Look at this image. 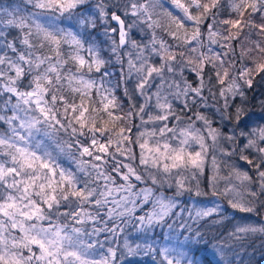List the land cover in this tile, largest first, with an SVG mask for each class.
<instances>
[{"label":"clouds","instance_id":"clouds-1","mask_svg":"<svg viewBox=\"0 0 264 264\" xmlns=\"http://www.w3.org/2000/svg\"><path fill=\"white\" fill-rule=\"evenodd\" d=\"M116 14L122 28L111 19ZM13 16L24 18L23 29L9 25ZM237 21L239 28H233ZM0 29V36L17 34V55L6 49L11 59L3 60L0 71V96L11 100L9 110L0 112L5 126L0 129V184L17 203L43 201L41 186L59 182L60 173L77 187L88 181L104 191L99 170L118 188L123 183L118 170L130 176L132 193L152 189L140 215L158 212L161 200L170 205L151 225L114 219L118 230L112 231L106 216L83 225L57 216L71 203L58 189L59 203L44 206L45 218L27 222L37 239L54 240L53 229L62 231L64 239L52 249H59L54 264H134L130 258L137 257L139 264H264V0H181L179 7L173 0H82L79 11L71 12L45 0H12L0 5ZM45 33L57 37L58 48ZM72 37L78 45L69 43ZM4 42L0 39V46ZM17 69L23 77H17ZM11 88L17 93L9 95ZM109 99L112 116L103 110ZM81 102L89 109L86 128L76 119ZM73 103L75 114L69 108ZM93 126L108 130L92 131ZM93 142L96 148L108 145L100 161L94 158L96 149L82 152ZM157 148L169 156L180 152L183 163L172 167ZM21 153L34 167H22ZM197 153L200 162L194 166L189 157ZM25 184L35 186L25 193ZM4 219L0 264H38L30 258L39 252L21 247L19 226ZM72 227L80 231L73 233ZM245 227L255 230L239 231ZM125 240L133 247L149 245L153 252L127 256Z\"/></svg>","mask_w":264,"mask_h":264},{"label":"snow or ice","instance_id":"snow-or-ice-1","mask_svg":"<svg viewBox=\"0 0 264 264\" xmlns=\"http://www.w3.org/2000/svg\"><path fill=\"white\" fill-rule=\"evenodd\" d=\"M47 4L50 6L54 5L58 10L60 11H67L71 12L73 9L76 11H79L80 6H82V0H45ZM174 4L176 6L181 5V0H173ZM39 7H44V3H40L38 5ZM100 14H104V10L100 9ZM11 15V14H10ZM192 19V17H189ZM111 19L113 21H118L121 25V28L123 27V21L120 20V17L118 14L112 15ZM9 25L13 28H24V18L21 16L19 19H17L15 16L11 20H9ZM240 23L239 21L234 22L232 27L233 28H239ZM115 28V25H114ZM0 32H3V29H0ZM12 36L13 39L11 41H8L7 37ZM125 33L121 30L120 31V41L121 43L124 42ZM17 38V34L15 32H8L5 33L3 36H0V39H3L5 42L2 46H0V71H2V63L5 59H11V56L17 55V48L18 45H16L15 41ZM44 39L48 41L52 45H56L57 48L60 45V41L57 39V37L52 33H45ZM25 43L29 44V40L27 37H25ZM72 45H78V41L75 39V37H72V39L69 41ZM30 46V44H29ZM6 49L11 50V56L8 55V53L5 51ZM91 52L92 50L89 49ZM21 60L24 58L21 56ZM75 59L79 60L80 63H83V61L77 56ZM261 70L264 71V66H261ZM17 77H23V73L21 70L17 69L16 72ZM26 82V77L24 78ZM21 88L24 87L23 84L20 86ZM31 87V85L29 86ZM12 93H17L16 88H11L9 95ZM20 95H24V93H19ZM29 96L35 95V92H28ZM12 99H15V96H12ZM55 99V98H53ZM11 104V100H9L5 96H0V112H5L9 110V106ZM114 102L109 99L107 103L103 105V110L105 113H107L109 116H112V113L109 112V109L113 107ZM80 112L79 115L76 116L77 121L80 122L79 126L81 128L88 127L85 116L88 113L89 109L84 107L83 102L79 105ZM70 110L72 113H76L77 105L70 104L69 105ZM11 111H16L15 107L11 108ZM42 115L47 118L48 114L44 109H41ZM9 120H11V117H8ZM113 119H116V117H113ZM5 126L4 124H0V129H3ZM92 131H99L104 132L107 131V127L103 126L101 128H96L93 126L91 129ZM124 129L121 128L120 134L123 135ZM2 135V133H0ZM150 135V134H149ZM87 142H85V145ZM146 147L145 144H141V148ZM165 148H167V145H165ZM92 149H96L95 159L97 161H100L102 159V155L108 151V145L101 143L98 148H96L95 142H93L91 148L88 146H84L82 148V152L84 154H91ZM156 151L159 153L160 158L164 160H171L173 161L172 167L176 166V162L183 163L184 157L180 152H175L174 155L169 156L167 151L161 152L159 148L156 149ZM149 152H151V149H149ZM21 159L23 161L22 167L32 168L34 167V164L30 157H28L26 154L21 153ZM153 160V163L156 162L155 157H151ZM190 162L196 166L198 165L199 161V153H197L195 156L189 157ZM147 159L145 157H141V163H146ZM249 163H252L249 161ZM40 167L45 169L46 171H51V174L53 177L57 175L54 169L50 168V165L48 163L41 162ZM127 167V166H126ZM165 168L167 169V165H165ZM11 171L15 172V169H11ZM129 172L131 173V176L134 177L135 180L141 181V177L139 175H136L135 172L132 169H129ZM0 175H2V171H0ZM97 179H104V191H99L97 187H89V182L86 181L84 184L77 187L74 182L73 178L71 176H65L63 173H60V181L56 182L53 180L50 184L47 186L42 185L41 191L46 193V198L41 202H36L33 200H26L23 204H18L15 196L13 193L9 192V190L5 189L3 184H0V232H3L5 230V225L7 221L4 218H8V220L15 221L12 224V227L19 226L20 232L23 233L22 236L19 237L18 243L21 247H31L34 248L36 251L39 252V255L33 254V256L30 259H35L38 264H54L53 256H55L59 249L57 248L54 252L52 249L55 247V243L61 241L64 239L63 233L59 229H53L54 234V240H47V239H37L32 235L33 226L27 225L28 221H31L33 219H44V206L46 205L49 209L53 208V206L57 205L59 202L56 197V191L59 189L63 192V198L65 200L71 201V203L68 205V211L64 212H57V216L62 217H68L71 216L74 224H85L88 222H92L93 224L98 222V219H103L105 216L107 217L106 220H104V223L106 225H109L111 227L112 231H117L118 229L114 226H112L114 219H121V218H131L135 219L141 227H146L148 225H151L154 222V219L160 215H166L167 211L169 210L170 205L164 204L161 200V207L158 212L153 213H145L144 215H140V211L145 206L146 202L149 200L151 196L152 189L150 188H144L141 189L139 193H132L131 188L133 187L132 184L128 183L130 176L129 175H121L119 174L118 170L116 171V177L122 181L123 183L120 185V187L115 188L111 187L110 184H114L115 181L111 178L104 177V174L97 170L96 172ZM261 176L264 177V172H261ZM155 183V180L153 181ZM61 185H63V188H61ZM35 185H29L25 184L23 191L27 193L31 187H34ZM262 186H264V182H262ZM126 191V195L123 197H113L112 193L113 191ZM7 196V199H6ZM142 196V200L136 199V197ZM111 205V207H105L106 205ZM131 205V206H129ZM95 210V211H93ZM16 217H19L18 220H16ZM51 223V220H50ZM249 230H255L251 229L250 227H245L242 229H239V231H249ZM264 230V229H262ZM41 231L45 232L47 235L46 229H41ZM80 229L76 227H72V232L77 233ZM94 231H99V229H94ZM122 231V229H120ZM124 247L127 249V253L125 255L137 257L142 256L145 254H151L153 252V249L149 245L141 246L139 243L135 245V247L131 246L127 240L124 241ZM157 254H160L159 252ZM205 260H207V257H205ZM210 264V262H208Z\"/></svg>","mask_w":264,"mask_h":264},{"label":"trees","instance_id":"trees-1","mask_svg":"<svg viewBox=\"0 0 264 264\" xmlns=\"http://www.w3.org/2000/svg\"><path fill=\"white\" fill-rule=\"evenodd\" d=\"M12 0H0V5H5L7 3H11ZM141 258L137 257V258H130V260H132L134 262V264H139ZM147 259V258H144Z\"/></svg>","mask_w":264,"mask_h":264},{"label":"rangeland","instance_id":"rangeland-1","mask_svg":"<svg viewBox=\"0 0 264 264\" xmlns=\"http://www.w3.org/2000/svg\"><path fill=\"white\" fill-rule=\"evenodd\" d=\"M140 214V213H139ZM130 239H133V237H130Z\"/></svg>","mask_w":264,"mask_h":264}]
</instances>
